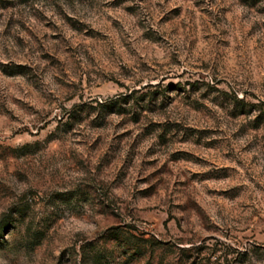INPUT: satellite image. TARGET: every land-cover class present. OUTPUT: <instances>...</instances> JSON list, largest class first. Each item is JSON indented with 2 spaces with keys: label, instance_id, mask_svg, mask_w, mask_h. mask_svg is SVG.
I'll use <instances>...</instances> for the list:
<instances>
[{
  "label": "rangeland",
  "instance_id": "374dc122",
  "mask_svg": "<svg viewBox=\"0 0 264 264\" xmlns=\"http://www.w3.org/2000/svg\"><path fill=\"white\" fill-rule=\"evenodd\" d=\"M0 264H264V0H0Z\"/></svg>",
  "mask_w": 264,
  "mask_h": 264
}]
</instances>
